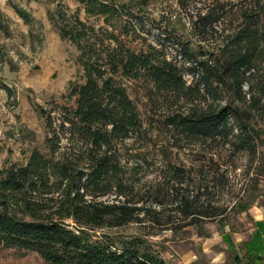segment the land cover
Wrapping results in <instances>:
<instances>
[{"label":"rangeland","instance_id":"obj_1","mask_svg":"<svg viewBox=\"0 0 264 264\" xmlns=\"http://www.w3.org/2000/svg\"><path fill=\"white\" fill-rule=\"evenodd\" d=\"M227 1L187 0L182 7L179 0H115L124 10L113 31L122 44L135 50L159 48L158 54L178 63L187 86L192 84L184 72L187 64L182 66L187 57L174 50L172 43L177 39L173 35L189 39L194 47L202 45L191 34L186 15L218 8ZM239 1L231 0L233 5ZM18 12L28 15L26 22ZM231 16L225 14L214 29L233 28L236 21ZM75 17L85 25L78 28L102 55L112 28L104 16L87 15L77 1L0 0V169L25 165L32 151H39L46 158H68L73 167L88 173L90 154H100L74 133L67 120H74L76 108L71 90L85 78L76 45L62 38L57 27H71ZM162 29L172 34L159 35ZM195 53L201 58L212 51L204 47ZM251 73L241 86L244 98L227 85L209 92L192 89L172 94L151 88L143 75L136 80L114 76L116 85L125 87L137 107L143 125L130 138L111 142L106 154L112 161L110 181L98 187L88 184L86 190L95 194V201L127 200L150 211L140 215L141 221L97 228L91 235L109 237L117 247L120 241L137 238L141 249L165 264H256L258 259L264 264L263 252L254 249L258 258H250L254 254L245 251L244 241L227 248L221 238L226 231L247 230L253 215L264 217V109L257 92L264 63ZM224 104L238 107L242 118L228 116L225 138L186 136L167 123L188 109ZM187 193L193 207L201 211L217 208L219 215L192 220L175 214L171 209ZM0 264L49 263L33 251L0 247Z\"/></svg>","mask_w":264,"mask_h":264},{"label":"trees","instance_id":"obj_2","mask_svg":"<svg viewBox=\"0 0 264 264\" xmlns=\"http://www.w3.org/2000/svg\"><path fill=\"white\" fill-rule=\"evenodd\" d=\"M75 1L83 5L87 15L104 16V22L112 28L106 39L109 43L101 55L94 47L96 43L78 28L85 27L78 18L75 17L74 25L69 28L57 27L62 38L76 45L77 61L85 78L83 84L71 90L76 96V108L74 120H67L74 133L100 154H90V164L85 168L88 173L81 167H73L68 158H46L39 151H32L25 165L0 169V247L36 252L49 264H165L159 256L141 249L137 238L120 241L117 247L109 237L95 238L90 233L97 228L141 221L140 215L150 211L127 200L95 201V194L86 190L88 184L98 187L102 181H110L112 161L106 154L111 142L130 138L143 125L137 107L125 87L116 85L114 76L136 80L143 75L151 88L172 94L192 89L209 92L219 85H227L234 94L244 98L242 84L250 80L258 64L264 63V0H240L236 5L229 0L218 8L197 9L186 15L191 34L198 43H203L194 47L189 39L173 35L177 39L172 43L174 50L187 57L182 64H187L184 72L192 78V84L187 86L178 63L158 54L159 48L150 46L143 51L122 44L113 31L124 10L121 4L117 5L115 0ZM186 1L179 0V4L183 7ZM18 14L27 21L28 15ZM225 14L232 15L236 24L217 32L214 26ZM170 34L164 29L159 31L162 36ZM112 42L116 45H109ZM204 47H209L212 54L201 58L192 54ZM257 92L258 103L264 109V74ZM230 115L238 121L242 119L238 107L224 104L188 109L167 123L186 136L205 140L225 138L224 127ZM54 194L58 197L54 198ZM87 195L91 198L86 199ZM192 202L188 193L182 194L171 210L192 220L219 215L217 208L201 211ZM247 249V253L254 254L250 258H258V250ZM260 252L264 254L263 249Z\"/></svg>","mask_w":264,"mask_h":264},{"label":"crops","instance_id":"obj_3","mask_svg":"<svg viewBox=\"0 0 264 264\" xmlns=\"http://www.w3.org/2000/svg\"><path fill=\"white\" fill-rule=\"evenodd\" d=\"M253 216L254 219L252 222L248 223L247 230H240L236 232L226 231V233L224 232L221 238L222 242L227 246V248H231L235 241H244L245 251L246 248L258 249L259 251L262 249L264 250V217L260 215ZM260 257L262 258V255H260ZM259 262H262V259H258L256 264H259Z\"/></svg>","mask_w":264,"mask_h":264}]
</instances>
